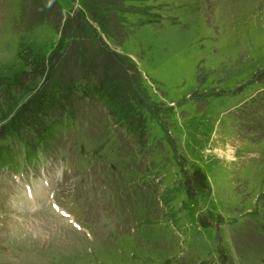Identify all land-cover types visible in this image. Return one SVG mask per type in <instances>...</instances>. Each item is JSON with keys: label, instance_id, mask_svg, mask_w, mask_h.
Masks as SVG:
<instances>
[{"label": "rangeland", "instance_id": "rangeland-1", "mask_svg": "<svg viewBox=\"0 0 264 264\" xmlns=\"http://www.w3.org/2000/svg\"><path fill=\"white\" fill-rule=\"evenodd\" d=\"M101 1L0 0V264H264V0Z\"/></svg>", "mask_w": 264, "mask_h": 264}, {"label": "trees", "instance_id": "trees-1", "mask_svg": "<svg viewBox=\"0 0 264 264\" xmlns=\"http://www.w3.org/2000/svg\"><path fill=\"white\" fill-rule=\"evenodd\" d=\"M96 1H98V0H96ZM100 1H101V0H100ZM107 1H108V0H107ZM101 2H102V1H101ZM112 14H113V12H111L110 10H108L107 13H106L104 16H102V17L105 18L107 24H108V23H111V22H113V23L115 22V20L112 19ZM98 21L102 23V21L100 20V18L98 19ZM86 27H87V26H86ZM85 37H87V36H85ZM101 47L105 49V47H104L103 45H101ZM105 50H107V49H105ZM102 51H103V50H102ZM107 51H108V50H107ZM102 53H104L105 56H103V57L101 58V65H102V63L104 64L105 62L110 63V64L118 63L119 66L121 65L120 62L117 61L116 56L113 55L110 51H108L107 54H106V52H104V51H103ZM85 76H86L85 78H90V79H91L96 85H98L99 82H100V80H99L100 77H99L98 75H95V74L92 75L90 71H89V72H85ZM261 99H262V98H261ZM262 108H263V105H255V106L252 108L251 112L249 113L250 116H248V118H250V119H255V116L257 115V113H258ZM72 114H74V113H72ZM244 119H245L244 122L247 124V126L250 127V120L247 119V118H244ZM58 121H61V120H58ZM258 124H259V122H257V125H258ZM61 125H62V123H61V124L58 123L57 125H55V127L53 128L52 134L56 135V134L59 132V130H60V132H61ZM48 136L50 137L51 135H50V134L48 135V133L45 132V133H44V138H46L47 141L50 139V138H48ZM47 138H48V139H47ZM47 146H48V145H47ZM0 155H1L0 160H1L2 162H6V161H7L6 154H3V151L0 150Z\"/></svg>", "mask_w": 264, "mask_h": 264}, {"label": "bare ground", "instance_id": "bare-ground-1", "mask_svg": "<svg viewBox=\"0 0 264 264\" xmlns=\"http://www.w3.org/2000/svg\"><path fill=\"white\" fill-rule=\"evenodd\" d=\"M229 2V1H228Z\"/></svg>", "mask_w": 264, "mask_h": 264}]
</instances>
